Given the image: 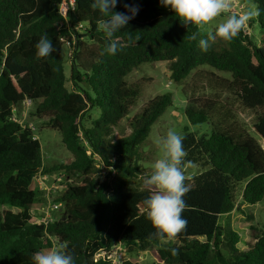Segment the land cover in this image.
<instances>
[{"label": "trees", "instance_id": "trees-1", "mask_svg": "<svg viewBox=\"0 0 264 264\" xmlns=\"http://www.w3.org/2000/svg\"><path fill=\"white\" fill-rule=\"evenodd\" d=\"M242 1L257 8L260 39L244 27L231 41L208 24L186 27L160 0H118L116 12H126L125 4L140 10L111 38L93 0H76L66 16L63 0H0V264H33L35 252L61 246L75 264H110L95 261V254L117 243L130 256L125 264H264V225L249 224L240 235L221 223L235 210L254 221L246 206L264 202V147L237 119L238 105L254 112L251 129L264 140V0ZM45 34L55 51L38 58L36 44ZM200 39L209 40L206 52ZM112 42L115 55L107 52ZM159 61L183 84L190 123L212 127L209 137L185 129L182 170L193 164L201 171L185 177L187 227L172 239L155 235L144 204L155 189L136 180L143 170L139 147L173 95L156 96L130 116L147 80L125 79L139 65ZM27 100L39 102L31 115L48 117L46 125L62 134L71 162L46 166L34 130L14 118ZM124 121L129 133L119 134ZM40 172L62 176L65 185L53 200L62 203L60 215L48 224L38 222L46 205L34 186Z\"/></svg>", "mask_w": 264, "mask_h": 264}, {"label": "rangeland", "instance_id": "rangeland-1", "mask_svg": "<svg viewBox=\"0 0 264 264\" xmlns=\"http://www.w3.org/2000/svg\"><path fill=\"white\" fill-rule=\"evenodd\" d=\"M234 9V10H233ZM244 13H251L250 19L243 26L246 33H252L257 39L261 38V28L256 17L257 8L252 1H242V0H232V8L228 13H224L213 21L208 23L209 27L212 30H217V27L226 22L229 15L239 16ZM251 23V25H250ZM71 54L70 45L67 44L63 48V55L66 58V73L69 76L71 72V65L69 62V56ZM202 68L207 70L215 71L216 73L230 76L229 73L221 72L213 67L208 65L202 66ZM195 72V70H194ZM128 83H133L138 80H147L144 83L143 91L137 101V105L134 107L133 111L130 113V116L135 115L141 107L155 98L156 96L163 95L165 93H171L173 95V104L167 108V110L160 116V118L152 126L150 135L146 142L139 147L140 153H142L143 159L141 161L142 173L139 174V177L136 180V184H146V180L150 177L153 171L154 163L161 158L162 151L161 146L158 144V141L161 138L165 137L169 130H175L182 137L185 134V129L190 128V131L194 132L198 137L211 135L212 127L209 123L204 124H191L185 115L184 108L186 103V97L183 94L182 88L183 84L174 82L170 77V68L167 61L159 62H148L139 65L137 68L133 69L126 77ZM151 79V80H150ZM70 87L73 86L72 82H69ZM39 102H27L18 107V110L15 111L17 117L21 120L24 119V123L33 124L35 127V135L39 139L42 146L43 159L46 166H52L54 164L60 163H69L72 161L71 153L64 146L62 141V134L55 129L49 128L46 125L48 117L40 118L38 116L31 115L32 112H35L36 107ZM238 105V103H236ZM239 115L237 117L238 121L243 128L248 130L252 136H254L258 142L264 147V140L261 139L252 129L251 126L256 120V115L252 111H246L238 105ZM92 115L95 112H91ZM117 133H129V128L127 122L124 121L116 131ZM183 173L185 177H191L198 174L201 169L193 164H186L183 168ZM144 177V178H143ZM143 179L145 181H143ZM63 180V179H62ZM45 183L48 188L51 189V192H48L47 195L44 194L46 198V204L49 200H54L60 195V190L58 187L64 189L65 185L63 181H56L54 177H51L50 174H46ZM38 182H34V186H37ZM49 198V199H48ZM248 211L254 214V221L248 222L244 214L235 210L234 212L225 214L221 217V223L223 225L230 224L234 229H236L240 235H244L245 231L248 228L249 224L254 225H264V202L257 203L255 205H247ZM14 211H19L17 208H13ZM54 217L60 215V211H54ZM43 216V213L40 212L39 218ZM167 243H174L175 240L169 241ZM243 246V243H240V247ZM144 259L147 260L148 254L144 255ZM145 260V261H146Z\"/></svg>", "mask_w": 264, "mask_h": 264}, {"label": "clouds", "instance_id": "clouds-1", "mask_svg": "<svg viewBox=\"0 0 264 264\" xmlns=\"http://www.w3.org/2000/svg\"><path fill=\"white\" fill-rule=\"evenodd\" d=\"M117 3L118 0H93L92 7L107 17L100 27L109 38L126 28L140 10L138 4H125L126 12H116L114 9ZM160 4L171 10L186 27H202L232 8V0H160ZM250 16L251 13L229 15L226 22L217 27L216 35L225 41L233 40ZM191 39L196 40L197 36L194 34ZM199 47L206 52L209 40L200 39ZM36 50L38 58H47L55 51L47 34L41 36ZM117 51L118 45L115 42L110 43L107 52L115 55ZM158 144L161 146L162 155L154 163L152 174L146 180V184L153 186L155 191L145 199L144 204L148 219L156 229L155 235L161 239H172L187 227V220L182 215L186 207L184 197L189 191L182 171L186 152L183 137L175 130H169ZM173 254L175 255V250ZM31 259L33 264H75L73 254L62 246L35 252Z\"/></svg>", "mask_w": 264, "mask_h": 264}, {"label": "built area", "instance_id": "built-area-1", "mask_svg": "<svg viewBox=\"0 0 264 264\" xmlns=\"http://www.w3.org/2000/svg\"><path fill=\"white\" fill-rule=\"evenodd\" d=\"M76 0H63L61 3L60 9L64 16L67 15L68 10L71 7L75 6ZM234 10V9H233ZM27 102H32L31 100H27L23 104H26ZM18 109L15 108V111ZM16 120H19L20 122H24V119H20L16 116L14 117ZM29 126L35 131V127L33 124H29ZM45 177L46 174L43 172H40L34 179V182H38V187L44 192V194L47 195L48 192H51V189L47 187L45 183ZM56 181L60 182L62 181V176L55 175ZM60 190H62V187H58ZM48 196V195H47ZM49 199V198H48ZM62 203L54 202L53 200H49V202L42 208L43 216L41 218H38V222H44L48 224L50 221H53L55 219L54 217V211L61 210ZM130 258L129 254L126 252V248L123 244L117 243L110 248H101L98 250V252L95 254V261L100 260H107L110 262V264H125V261ZM141 259L144 258V255L140 256Z\"/></svg>", "mask_w": 264, "mask_h": 264}, {"label": "crops", "instance_id": "crops-1", "mask_svg": "<svg viewBox=\"0 0 264 264\" xmlns=\"http://www.w3.org/2000/svg\"><path fill=\"white\" fill-rule=\"evenodd\" d=\"M54 178H55V176H54Z\"/></svg>", "mask_w": 264, "mask_h": 264}]
</instances>
